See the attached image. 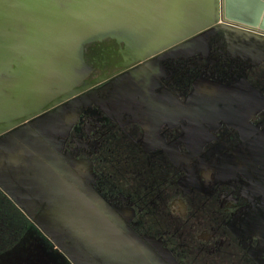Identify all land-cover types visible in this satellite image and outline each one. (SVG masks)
Instances as JSON below:
<instances>
[{"label":"flooded vegetation","instance_id":"af4514ba","mask_svg":"<svg viewBox=\"0 0 264 264\" xmlns=\"http://www.w3.org/2000/svg\"><path fill=\"white\" fill-rule=\"evenodd\" d=\"M190 38L100 60L48 109L69 122L59 150L151 250L264 264V60L231 28ZM0 264H71L1 190Z\"/></svg>","mask_w":264,"mask_h":264},{"label":"water","instance_id":"95a60500","mask_svg":"<svg viewBox=\"0 0 264 264\" xmlns=\"http://www.w3.org/2000/svg\"><path fill=\"white\" fill-rule=\"evenodd\" d=\"M217 26L264 60V0H0V190L71 264L177 263L77 175L56 138L69 122L48 109L107 56L139 60Z\"/></svg>","mask_w":264,"mask_h":264}]
</instances>
